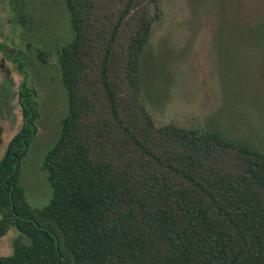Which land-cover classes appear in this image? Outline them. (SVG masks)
I'll use <instances>...</instances> for the list:
<instances>
[{
	"label": "trees",
	"instance_id": "1",
	"mask_svg": "<svg viewBox=\"0 0 264 264\" xmlns=\"http://www.w3.org/2000/svg\"><path fill=\"white\" fill-rule=\"evenodd\" d=\"M65 1L68 111L43 159L53 196L33 208L20 182L40 115L23 82V123L0 159V236L29 241L17 238L0 264H264V152L157 126L141 100L149 7L161 0Z\"/></svg>",
	"mask_w": 264,
	"mask_h": 264
},
{
	"label": "rangeland",
	"instance_id": "2",
	"mask_svg": "<svg viewBox=\"0 0 264 264\" xmlns=\"http://www.w3.org/2000/svg\"><path fill=\"white\" fill-rule=\"evenodd\" d=\"M149 9L140 97L155 124L217 132L264 152V0H161ZM72 36L65 0H0V159L22 126L26 83L40 113L20 179L33 208L53 196L43 159L68 111L58 52ZM17 238L29 241L16 229L0 236V257Z\"/></svg>",
	"mask_w": 264,
	"mask_h": 264
}]
</instances>
